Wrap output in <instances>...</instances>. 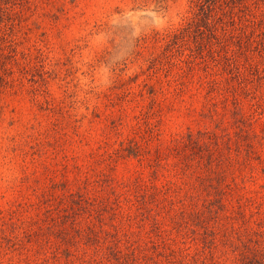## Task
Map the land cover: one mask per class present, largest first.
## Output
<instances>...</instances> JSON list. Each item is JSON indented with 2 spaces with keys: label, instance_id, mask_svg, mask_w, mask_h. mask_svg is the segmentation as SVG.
<instances>
[{
  "label": "rangeland",
  "instance_id": "1",
  "mask_svg": "<svg viewBox=\"0 0 264 264\" xmlns=\"http://www.w3.org/2000/svg\"><path fill=\"white\" fill-rule=\"evenodd\" d=\"M0 0V264H264V0Z\"/></svg>",
  "mask_w": 264,
  "mask_h": 264
},
{
  "label": "trees",
  "instance_id": "2",
  "mask_svg": "<svg viewBox=\"0 0 264 264\" xmlns=\"http://www.w3.org/2000/svg\"><path fill=\"white\" fill-rule=\"evenodd\" d=\"M207 3V5H214L215 0H199L198 3Z\"/></svg>",
  "mask_w": 264,
  "mask_h": 264
}]
</instances>
